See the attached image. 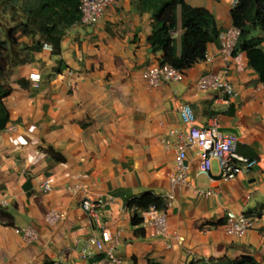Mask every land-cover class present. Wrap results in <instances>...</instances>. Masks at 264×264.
Listing matches in <instances>:
<instances>
[{"label": "crops", "instance_id": "0c3cea01", "mask_svg": "<svg viewBox=\"0 0 264 264\" xmlns=\"http://www.w3.org/2000/svg\"><path fill=\"white\" fill-rule=\"evenodd\" d=\"M232 1L185 0L207 9L221 30L232 25ZM151 29V14L139 11L138 0H115L94 25L77 22L67 29L59 55L42 49L34 62L6 76L11 129L0 138V202H6L0 209L11 225L0 222V264H201L205 259L228 264L245 255L264 264V86L241 52L228 63L237 92L228 104L213 90L198 91V77L222 67L219 43L207 45L212 61L183 70L181 82L150 86L143 72L162 55L148 43ZM181 33L178 12L173 33L178 49ZM261 46L264 50V42ZM185 103L200 125L217 117L221 131L237 135V152L258 164L223 181L215 160L208 174L196 175V153L189 149L191 184L173 187L174 152L161 141L181 127L178 110ZM206 190L214 195L196 192ZM145 191L161 197L174 192L173 205L164 208L166 235L131 223L127 204ZM84 198L106 202L96 209L97 217L81 208ZM256 208L261 213L251 216L254 228L245 235L225 232L228 211ZM103 222L118 238L117 262L98 251L81 257L85 240L101 236ZM25 227L37 232L31 243L17 233Z\"/></svg>", "mask_w": 264, "mask_h": 264}, {"label": "trees", "instance_id": "16d2710c", "mask_svg": "<svg viewBox=\"0 0 264 264\" xmlns=\"http://www.w3.org/2000/svg\"><path fill=\"white\" fill-rule=\"evenodd\" d=\"M80 0H0V15H8V6L22 11L23 19L15 25L3 29L0 36V130L8 125L9 115L4 99L11 88L4 81L12 68L35 61L34 56L41 52L45 43L52 46L51 54H60V42L66 30L79 21ZM20 8V9H19ZM141 13L151 14L152 29L148 43L154 53L161 52L159 64H170L185 70L205 58L207 45L218 43L221 31L214 16L203 7H193L185 0H138ZM180 17L182 33L180 47L172 36L177 28V17ZM233 26L240 29V36L233 51V56L245 52L248 65L259 77L264 86V0H237L230 10ZM1 24V23H0ZM258 31V35L253 32ZM28 38L30 42L20 41ZM52 153L51 148H46ZM248 158L254 159L252 156ZM28 184H24L27 190ZM149 206L162 210L165 208L160 195L145 191L131 198L127 207L145 210ZM261 208V207H260ZM260 208L246 213L248 216L259 215ZM10 215L0 209V222L11 225ZM131 223L138 226L141 219L138 214L131 216ZM217 224H222L218 222ZM264 235V228L261 229ZM141 234V229L135 230ZM264 260V258H263ZM228 264H260L253 256L245 255L227 262Z\"/></svg>", "mask_w": 264, "mask_h": 264}, {"label": "built area", "instance_id": "2783aa9c", "mask_svg": "<svg viewBox=\"0 0 264 264\" xmlns=\"http://www.w3.org/2000/svg\"><path fill=\"white\" fill-rule=\"evenodd\" d=\"M115 0H80L78 10L80 18L78 23L83 26L94 25L102 16L104 10L114 3ZM237 0L232 1V6ZM174 33V32H173ZM172 33V36H173ZM240 36V29L236 26H229L219 32L216 56L221 60L222 67L215 72H207L201 74L196 80L195 86L198 91H215L224 103L228 104L237 92L228 79L229 61L233 58V51ZM43 49L52 50L50 44L45 43ZM213 57L205 54L204 61L211 62ZM143 78L150 86H156L164 82H181L184 78L183 70L177 69L170 64H156L147 68L143 72ZM73 85L72 83L70 86ZM179 117L181 127L179 129H171L168 131V137L162 139V145L167 150L174 152V169L175 172L170 178V183L175 186H190L191 178L189 175V166L187 165L188 150L193 149L196 153V175L208 174L212 168L213 160L217 161L219 167V179L223 181H231L240 174L251 171L257 164L258 160L251 159L240 155L237 152L238 137L234 133L221 131L217 117H213L207 126L200 125L196 122L194 113L188 104H182L179 107ZM6 126L1 132L10 130ZM44 188L50 190V186L45 183ZM76 187H73L72 190ZM205 196L214 195V191H196ZM165 208L173 205L175 195L173 191L168 192L162 197ZM111 201L108 198L107 202ZM106 202L102 200L91 201L87 198L81 200V208L90 216L97 217L96 209L104 206ZM6 202L1 201L0 206H5ZM126 212L133 216L138 214L141 223L152 226L159 235L167 233V216L164 209L159 210L154 206H149L145 210L136 207H127ZM56 214L51 213V217ZM58 216V215H57ZM63 215H59L61 217ZM100 223L101 236H89L81 251V257L87 259L95 251L102 252L111 262H117L115 256V246L118 238L110 234L109 229ZM225 232L235 238H240L250 229L254 228L253 217L246 213H235L228 211L224 222ZM23 239L27 243H31L37 239V232L31 227L17 229ZM178 240H182L178 237ZM201 264H222L217 261L205 259Z\"/></svg>", "mask_w": 264, "mask_h": 264}, {"label": "rangeland", "instance_id": "374dc122", "mask_svg": "<svg viewBox=\"0 0 264 264\" xmlns=\"http://www.w3.org/2000/svg\"><path fill=\"white\" fill-rule=\"evenodd\" d=\"M1 8L2 7L0 6V9ZM7 10H8L7 16H4V15L1 16L0 15V23H1L0 26L3 29L11 27V26L15 25L16 23H19L23 19L22 11H20L21 9L19 10V12H17V9H12L11 6H8ZM256 32H253V35H258L259 32L258 31H256ZM0 36L3 37V35H0ZM27 41H28L27 43H29L30 39L27 38ZM4 81H6V77L4 78Z\"/></svg>", "mask_w": 264, "mask_h": 264}]
</instances>
